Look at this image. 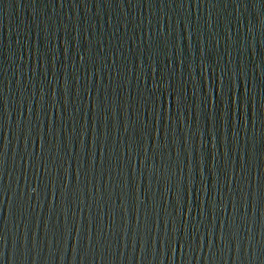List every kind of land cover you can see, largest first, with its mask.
<instances>
[{
    "label": "water",
    "instance_id": "95a60500",
    "mask_svg": "<svg viewBox=\"0 0 264 264\" xmlns=\"http://www.w3.org/2000/svg\"><path fill=\"white\" fill-rule=\"evenodd\" d=\"M163 85L183 96L167 117V95L153 105ZM0 92L3 264H264V201L251 195L264 175V0H0ZM141 119L152 128L131 158ZM41 128L47 177L44 158L39 176L32 166ZM215 191L213 224L200 201ZM165 217L181 237L187 222L183 249L165 241Z\"/></svg>",
    "mask_w": 264,
    "mask_h": 264
},
{
    "label": "snow or ice",
    "instance_id": "6c2138e0",
    "mask_svg": "<svg viewBox=\"0 0 264 264\" xmlns=\"http://www.w3.org/2000/svg\"><path fill=\"white\" fill-rule=\"evenodd\" d=\"M81 59L83 60L84 58L81 57ZM104 67H107V64L104 65ZM97 71H99V69H97ZM163 79V77H162ZM158 87H160V85H157L156 81H154V85L152 86L153 89H157ZM164 90L162 92H157L154 97L153 100V105L156 108L157 112H159V109L161 107V105H164V97L165 95H167L170 99H169V106L167 109V112H165V108H164V113H165V117H167V113L169 111V108L171 106L172 101H175V106L177 109H179L181 107V104L183 102V96L180 95L179 93L174 92L173 90H169V88H165V85H163ZM224 88H223V84L221 85V92H223ZM105 100H107V97H105ZM0 102L3 103L4 105V112H6V97H4L2 95V92H0ZM240 102L241 103H245L246 104V99L245 98H240ZM40 107L42 108L43 105L41 104ZM29 108H31V102H29ZM101 109V102L99 100V95H97L96 101L93 103L92 105V116H93V120H96L97 115L99 114ZM0 127H3V113H0ZM22 128H24L26 136L25 139L27 140V137L29 135H32V128L28 125V124H22L21 125ZM152 126L148 121H145L143 119L140 120L139 124L136 126L134 132L130 135L129 137V142L127 144V152L129 157H133V152H135V158L137 155H139L138 151H137V143H134L137 140V137L139 138H143V136H149L150 134V130H151ZM94 130H95V124H94ZM156 134H158V129L155 130ZM48 132L50 137H52L53 135V124L52 121H49V125H48ZM38 133L41 135V140H40V152L39 155L36 157L35 162L32 164L33 167L37 168V176H39V166H40V161L41 158L45 159V165H44V171H45V176L47 177V172H48V162L46 159V152L51 151V148H45L44 145V140H43V135H42V128L38 130ZM54 139V137H53ZM159 141L155 140L153 143V148H158L159 147ZM7 147H8V138H7V133H5L3 141L0 142V170H2L3 165H4V161H5V156H6V152H7ZM55 148H56V154L59 155V149H60V145L59 143H55ZM83 150V148H82ZM146 151V149H145ZM103 153H104V148L103 145L101 146V157H103ZM255 155V151L254 149L252 150V152H250L249 154V159H253ZM200 159L203 160V154H200ZM109 160H111V157H109ZM145 160H146V155L142 158H140V166L143 167L145 164ZM29 161L31 162V153L29 154ZM94 163V161H93ZM104 161L103 159L101 160V166L103 167ZM241 171L244 173V176H247L248 173L244 172V168H243V163H242V167H241ZM213 177H215V180H218L217 177V173L215 171V169H213ZM77 179H79V170L77 171ZM44 182L47 183V180L44 179ZM251 183V182H250ZM192 182L191 180L189 181L188 184V192L189 194H191V190H192ZM4 188L2 185H0V200H3V196H4ZM33 192L36 191L35 188L32 189ZM77 191H79V189H77ZM182 191H183V185L182 184H177L176 186V191H175V204H176V211L179 213L181 211V204H182ZM229 191L231 192V183H229ZM251 195H252V199L257 200V198H260L262 201H264V175H260L258 178V182L256 185L255 190L253 189V184L251 187ZM247 196V189H245V197ZM216 191H215V195H213V198L211 201H207L204 198L201 199L200 201V207H201V215H203V208L205 207V205L207 204L212 210H213V224L215 223V209L217 207V201H216ZM64 203V201H63ZM189 211H191V201H189ZM223 203L220 204V207L222 208ZM224 207V205H223ZM125 214H127V209L124 210ZM238 212V208L235 206V200L233 199V209H232V217L234 218L236 216ZM241 219H244V216L241 215L240 217ZM167 225H168V218L165 217V241L172 246L173 251H175V248L177 246L180 247V249H183L185 246V243L188 242V229H187V222H185L184 225V235L183 237L180 236L179 232V228L177 227L176 224V218H173L172 220V228H171V232H168L167 229ZM149 221H148V215L147 212L145 214V218H144V223L142 225V227L144 229H147L149 227ZM220 227L223 230L224 227V222L221 219V223H220ZM230 231L234 234L236 229L234 227V222L233 225H230ZM65 234H67V228H65ZM212 235V229H209V236ZM100 236V232L97 233V237L99 239ZM221 237H223V231L221 232ZM3 237L0 236V240H2ZM211 243V241H210ZM0 256H2V253H0ZM0 264H3L2 260H0Z\"/></svg>",
    "mask_w": 264,
    "mask_h": 264
}]
</instances>
